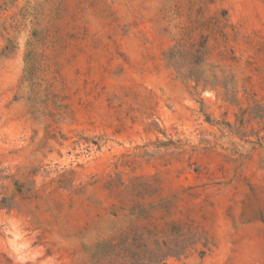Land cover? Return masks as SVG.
Here are the masks:
<instances>
[{
	"label": "rangeland",
	"instance_id": "obj_1",
	"mask_svg": "<svg viewBox=\"0 0 264 264\" xmlns=\"http://www.w3.org/2000/svg\"><path fill=\"white\" fill-rule=\"evenodd\" d=\"M0 264H264V0H0Z\"/></svg>",
	"mask_w": 264,
	"mask_h": 264
}]
</instances>
